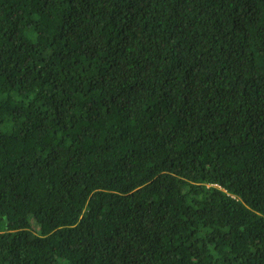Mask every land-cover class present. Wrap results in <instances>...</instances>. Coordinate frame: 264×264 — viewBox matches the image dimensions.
I'll list each match as a JSON object with an SVG mask.
<instances>
[{
  "label": "trees",
  "instance_id": "obj_1",
  "mask_svg": "<svg viewBox=\"0 0 264 264\" xmlns=\"http://www.w3.org/2000/svg\"><path fill=\"white\" fill-rule=\"evenodd\" d=\"M0 264H264V0H0Z\"/></svg>",
  "mask_w": 264,
  "mask_h": 264
}]
</instances>
